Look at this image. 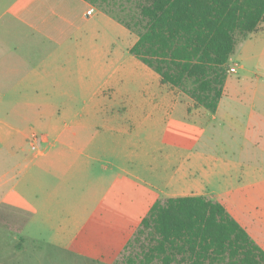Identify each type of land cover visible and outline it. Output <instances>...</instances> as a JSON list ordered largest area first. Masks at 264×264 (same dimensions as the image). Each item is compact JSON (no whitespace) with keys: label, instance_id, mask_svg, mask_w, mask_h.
Instances as JSON below:
<instances>
[{"label":"rangeland","instance_id":"rangeland-1","mask_svg":"<svg viewBox=\"0 0 264 264\" xmlns=\"http://www.w3.org/2000/svg\"><path fill=\"white\" fill-rule=\"evenodd\" d=\"M92 1L101 11L130 23L143 3ZM125 42L123 48L129 40ZM256 47L245 36L236 35L227 65H234L237 72L240 65L252 66L255 60L243 56ZM107 53L111 56V49ZM132 58L131 72L121 81L116 79L120 71L114 73V66L110 69L109 85L101 80L98 96L88 98L87 91L76 90L78 97L86 100L76 101L67 119L83 126L71 142L84 147L88 156L66 151V132L55 140L61 124L52 129L34 118L18 124L22 132L13 141L0 142V170L4 168L0 173L12 162L10 157L8 164V149L14 145L21 151L17 189L30 206L20 210L0 204V264H126L124 258L132 249L125 251L124 247L145 216L147 202L160 194L163 180L171 178L179 160V145L181 153L191 159L199 151H207L209 158L204 157L202 166L209 174L198 167L191 179L204 182L208 191L222 189L224 171H239L238 155L220 138L223 127L210 125L195 132L183 107H174L170 85L160 84L152 68L134 54ZM257 63L263 66L264 60ZM205 132L215 137L205 143ZM43 136L48 142L42 141ZM39 151L46 155L39 156ZM191 161L194 164V159ZM183 182L181 178L180 184ZM137 252L141 255L140 249H134L131 256ZM178 260L172 264L189 263ZM150 264L163 263L155 260Z\"/></svg>","mask_w":264,"mask_h":264},{"label":"crops","instance_id":"crops-1","mask_svg":"<svg viewBox=\"0 0 264 264\" xmlns=\"http://www.w3.org/2000/svg\"><path fill=\"white\" fill-rule=\"evenodd\" d=\"M90 8L93 12L88 15ZM245 37L257 47L246 50L243 59H254L256 63L240 65L238 72L236 67L235 72H227L215 112L196 107L186 94L169 87L174 107H183L184 117L193 120L195 132L210 125L223 127L220 138L232 154L238 155L239 171L237 174L232 173L233 169L230 174L224 171L222 189L208 191L204 182L191 179L199 168L209 174L202 166L204 157L209 158L207 151L196 153L193 164V159L181 153L179 145L173 175L163 180L160 194L147 202L146 210L158 199L207 196L222 203L264 251V65L257 63L264 60V19L257 30ZM125 40L129 42L123 48ZM136 40L137 36L124 24L89 0H0V142L13 141L22 132L18 124L34 118L50 124L52 129L61 124L55 140L66 132L69 139L64 142L66 151L88 156L84 147L71 142L83 126L79 121L67 119L76 101L86 100L80 99L76 90L87 91L88 98L98 96L100 86L109 85L108 72L113 66L114 73L120 71L116 79L121 81L131 72L133 58L129 51ZM110 49L111 56L107 53ZM231 66L234 65L227 68ZM30 124L33 128L34 124ZM213 137L205 132V143ZM42 141L48 142V137L43 136ZM7 153L8 164L10 157L12 162L0 173V204L12 209L30 208L17 189L21 151L12 145ZM38 155L46 153L39 151ZM185 160L191 161L186 167L182 166ZM181 178L185 180L183 185Z\"/></svg>","mask_w":264,"mask_h":264},{"label":"trees","instance_id":"trees-1","mask_svg":"<svg viewBox=\"0 0 264 264\" xmlns=\"http://www.w3.org/2000/svg\"><path fill=\"white\" fill-rule=\"evenodd\" d=\"M102 11L137 36L130 52L162 84L179 89L196 107L215 112L236 35L257 30L264 19V0H143L132 23ZM130 248L126 264H172L176 259L188 264H264V251L245 229L222 203L204 195L158 199L124 250ZM134 249L141 255L132 257Z\"/></svg>","mask_w":264,"mask_h":264},{"label":"built area","instance_id":"built-area-1","mask_svg":"<svg viewBox=\"0 0 264 264\" xmlns=\"http://www.w3.org/2000/svg\"><path fill=\"white\" fill-rule=\"evenodd\" d=\"M92 12H93V9L90 8V9L87 11V14L90 15ZM227 72H235V66L228 67V68H227Z\"/></svg>","mask_w":264,"mask_h":264}]
</instances>
